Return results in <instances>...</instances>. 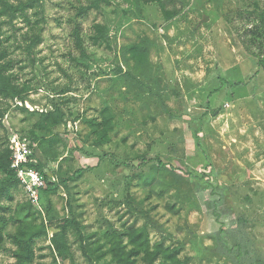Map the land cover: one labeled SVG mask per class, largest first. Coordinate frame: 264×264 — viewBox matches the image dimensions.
Here are the masks:
<instances>
[{
    "label": "rangeland",
    "instance_id": "rangeland-1",
    "mask_svg": "<svg viewBox=\"0 0 264 264\" xmlns=\"http://www.w3.org/2000/svg\"><path fill=\"white\" fill-rule=\"evenodd\" d=\"M92 1L47 0L37 27L3 31L21 96L0 97V155L14 171L11 140L26 139L56 189L46 180L34 203L0 172V264H20L23 233L35 236L30 264H119L115 230L132 264L158 250L176 257L153 264H264V0H180L171 21L157 3L104 0L83 22V56L75 14ZM95 25L107 44L92 43ZM56 109L63 122L42 130ZM104 111L112 130L98 144L90 122ZM64 220L66 261L52 243ZM143 228L144 248L131 242Z\"/></svg>",
    "mask_w": 264,
    "mask_h": 264
},
{
    "label": "trees",
    "instance_id": "trees-1",
    "mask_svg": "<svg viewBox=\"0 0 264 264\" xmlns=\"http://www.w3.org/2000/svg\"><path fill=\"white\" fill-rule=\"evenodd\" d=\"M47 0H0V97H13V96H21V91L14 85L12 79L6 77V73L11 70L13 67V63L7 61V54L10 49V46H6L9 41H11V36L4 37L3 31H12L14 35L17 34L16 23L18 21H22L27 26H30L31 29L37 27L41 22V19L44 20V7L45 2ZM104 0H93L88 7L81 6L76 8L75 14V28L73 30L72 36L76 41V46L78 50L85 56V38L83 33V22L87 19V16L92 10L99 11L101 4ZM146 2H153L157 3L163 13V17L166 21H171L180 15V0H147ZM182 5V4H181ZM80 19V20H79ZM42 20V21H43ZM95 34L90 36L92 43L95 45H102L107 44L109 41L107 32L105 31V27L101 25H95ZM24 42L26 43L27 47L25 51L28 53L30 58L33 57L34 50L38 48V46L42 43V36L40 34H33L31 37H28V34L25 36ZM21 49V48H18ZM139 55V51L137 54ZM141 55H139L140 57ZM104 116V125L90 122L93 127V131L98 135L99 142L106 141V137L108 133L112 130L111 125V117L108 115L106 111L103 112ZM107 113V114H106ZM4 117V113L0 111V118ZM64 116L60 112L59 109H56L54 112H49L46 114L41 115V119L38 123V126L44 130L47 129L51 124L57 125L60 122H63ZM35 141H38L41 137H34ZM10 157L9 152L6 155H0V172L8 176V181H12L13 177L16 176L15 172L10 168L11 163L8 161ZM30 167L36 168L40 170V166L37 164H31ZM42 172V171H41ZM181 178L180 176H176ZM48 185L47 189L44 192L50 191L52 188L56 189V185L51 182L50 179L46 178ZM65 182V181H64ZM3 191L0 192V195ZM74 223L70 222L69 220H64L62 225L60 226L61 232H57L54 237L52 238V243L55 248V251L61 256L63 261L68 259V247L67 243L64 240V233L68 226H73ZM3 229H4V222L0 219V241L3 239ZM106 237L110 240V243L114 247V257L115 261L119 264H132L130 261V256L124 251L122 247L124 235L119 233L118 231H107ZM42 233L46 234L47 231L45 228L42 229ZM23 237L16 239V243L18 246V253H17V260L20 264H30L34 261V250H33V243L35 236L31 233H23ZM134 237V236H133ZM132 237L131 242L139 243V247L144 248V243H149L148 237L149 233L146 228H143L138 236ZM162 246V245H160ZM158 245L157 248L160 247ZM147 251V250H146ZM168 251L158 250L153 254H147L150 256L151 260L149 261L150 264H153L157 261L160 255L172 257L171 259H175V254L173 256L168 255ZM133 255V254H132ZM134 255H138V253H134ZM177 260V258H176ZM175 264H180L178 261Z\"/></svg>",
    "mask_w": 264,
    "mask_h": 264
},
{
    "label": "built area",
    "instance_id": "built-area-1",
    "mask_svg": "<svg viewBox=\"0 0 264 264\" xmlns=\"http://www.w3.org/2000/svg\"><path fill=\"white\" fill-rule=\"evenodd\" d=\"M10 147L13 155L12 168L26 186L35 203L38 200L39 191L46 185V178L39 171L30 167L33 163L31 160L32 151L26 139L16 137L11 140Z\"/></svg>",
    "mask_w": 264,
    "mask_h": 264
}]
</instances>
